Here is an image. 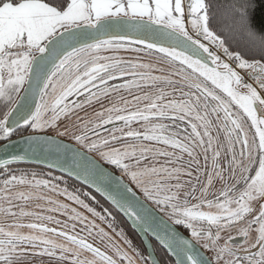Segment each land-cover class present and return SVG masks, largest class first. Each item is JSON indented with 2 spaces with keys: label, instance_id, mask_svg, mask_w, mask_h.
Listing matches in <instances>:
<instances>
[{
  "label": "snow or ice",
  "instance_id": "obj_1",
  "mask_svg": "<svg viewBox=\"0 0 264 264\" xmlns=\"http://www.w3.org/2000/svg\"><path fill=\"white\" fill-rule=\"evenodd\" d=\"M0 141V264H264V0H0Z\"/></svg>",
  "mask_w": 264,
  "mask_h": 264
},
{
  "label": "trees",
  "instance_id": "obj_2",
  "mask_svg": "<svg viewBox=\"0 0 264 264\" xmlns=\"http://www.w3.org/2000/svg\"><path fill=\"white\" fill-rule=\"evenodd\" d=\"M21 135L19 132H17L16 134H14L11 138ZM2 141H0L1 143ZM12 167H18L20 169H28V170H38V171H47V169H45V167L40 166V165H36V164H20V165H13ZM53 171V175H61V173L57 172V171ZM70 179V178H69ZM70 182L73 184L78 185L79 183L71 180ZM87 190V189H85ZM94 195H96V199L99 201L100 205H102L105 208H108L110 211L113 212V215L116 217V221H117V227L118 228H123L124 231L126 232L127 236L132 240L133 244L139 249V251L142 254L146 255L145 249L139 239V237L135 234V232L131 229V227L129 226V224L127 223V221L124 219L123 216H121L117 211H115L111 205L109 203H107L102 197H100L98 194L93 193ZM62 198V197H61ZM98 210H102L100 207H98ZM178 228H180L184 233L188 234L187 230L177 226ZM153 243V247H154V251L156 253V256L158 257V259L160 260V262L162 264H174L172 259L168 256V254L154 241H152Z\"/></svg>",
  "mask_w": 264,
  "mask_h": 264
},
{
  "label": "water",
  "instance_id": "obj_3",
  "mask_svg": "<svg viewBox=\"0 0 264 264\" xmlns=\"http://www.w3.org/2000/svg\"><path fill=\"white\" fill-rule=\"evenodd\" d=\"M13 141H15V140H18V139H20V135H18V136H15V137H13V138H11ZM3 143H5V141H2L0 144H3ZM4 156V153L3 152H0V157H3ZM37 165V164H36ZM40 166H43V165H40ZM44 167V166H43ZM54 171H57V170H54ZM57 172H59V171H57ZM60 173V172H59ZM76 182H78V181H76ZM79 183V182H78ZM97 194V193H96ZM99 195V194H98ZM107 202V201H106ZM108 203V202H107ZM112 207V206H111ZM115 210V209H114ZM116 211V210H115ZM118 212V211H117ZM119 213V212H118ZM121 216H123V214H121V213H119ZM124 217V219L127 221V223L129 224V226L131 227V229L135 232V234L139 237V239H140V241H141V243H142V245H143V247H144V249H145V252H146V254L148 253V251H152V253H153V256H154V258H156L157 259V261H158V264H162L161 262H160V260L158 259V257L156 256V253H155V251H154V247H153V243H152V241H154L155 243H157L158 244V242L153 238V237H151V236H147V237H145L144 236V234L143 233H140V232H138V230H135L134 228H133V226L131 225V222L125 217V216H123ZM173 227H175L176 229H177V231H179L182 235H184V236H188V234H186V233H184L180 228H178L177 226H173ZM159 245V244H158ZM160 246V245H159ZM167 254H168V252H167V250L166 249H164L162 246H160ZM197 247H199V245H197ZM168 256H169V254H168ZM170 257V256H169ZM171 259H172V261H173V263H174V260H173V258L172 257H170Z\"/></svg>",
  "mask_w": 264,
  "mask_h": 264
},
{
  "label": "rangeland",
  "instance_id": "obj_4",
  "mask_svg": "<svg viewBox=\"0 0 264 264\" xmlns=\"http://www.w3.org/2000/svg\"><path fill=\"white\" fill-rule=\"evenodd\" d=\"M61 200H63V198H60ZM225 235H227V233H225ZM233 235H235V230H233Z\"/></svg>",
  "mask_w": 264,
  "mask_h": 264
}]
</instances>
